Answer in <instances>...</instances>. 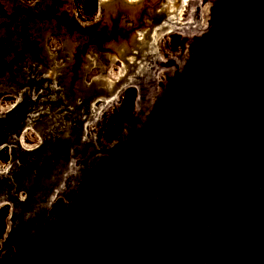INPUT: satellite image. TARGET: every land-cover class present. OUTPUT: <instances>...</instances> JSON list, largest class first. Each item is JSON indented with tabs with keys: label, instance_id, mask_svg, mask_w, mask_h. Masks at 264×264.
Wrapping results in <instances>:
<instances>
[{
	"label": "rangeland",
	"instance_id": "rangeland-1",
	"mask_svg": "<svg viewBox=\"0 0 264 264\" xmlns=\"http://www.w3.org/2000/svg\"><path fill=\"white\" fill-rule=\"evenodd\" d=\"M137 1L133 7H137L135 5L141 0ZM230 2L211 0L208 30L197 32L190 36L192 38H185L176 31L161 39L160 62L155 63L154 70L147 74L150 85L146 94L141 98L139 84L132 81L118 101L108 107L105 116H100L98 132L90 133L98 145L95 157L87 156V159L85 151L79 159L74 158L76 162L72 163L65 185L62 176L69 164L64 161L65 155H61L62 160L56 170L50 168L44 176L43 172L38 170V173L36 167H32L31 175L26 178L34 182V189L28 196L20 193L21 198L30 197L29 207L18 209L12 201L0 205V210L7 211L6 232L0 242V264H30L31 255L38 245H43L46 252L63 254L74 244L80 230L81 210L87 202L91 186L97 179L108 175L122 158L134 155L152 113L172 95L192 56ZM163 3V0H145L139 7L151 16L154 10L161 9ZM203 3L207 4L208 0H203ZM86 6V0H68L65 8L61 7L53 13L54 17L40 20L19 13L21 8L28 6L17 0H0V89L6 88L8 93V96H0V109L13 110L22 93L31 90H34L31 92L32 99H38L45 92L40 98L45 100V105L57 96L64 97L68 80L65 76L69 77V66L74 62L72 57L75 54L82 59L79 64L83 71H87V58L93 56L106 69L104 73L100 71L85 76L82 87H88L94 77L107 72L120 74L121 65H106L111 53L105 45L113 42L114 38L113 31L106 30L105 14L98 9L90 15ZM28 9L33 14L32 8ZM150 16L142 20L149 23ZM139 18H124V28L128 30L126 34L129 35L130 29L136 38L143 33L137 27ZM150 57L147 56L148 59ZM135 71H125L126 77L134 78ZM32 78L36 81L31 82ZM129 90L135 91L132 109L129 108ZM143 98H146L145 101ZM7 111L5 114H8ZM238 115L235 129L230 134L207 151L193 154L180 162L156 218L135 239L133 245L136 248L128 255L127 264H170L182 247L194 244H199L201 253L205 255L202 264L228 263L229 247L235 236L230 237L224 231L227 229L226 213H231V205L227 201L232 189L251 167L254 160L252 152L255 156L264 153V89L250 97ZM71 133L69 131L67 136ZM40 144L38 138L30 143L31 146ZM60 146L64 147V153L72 154L71 143ZM4 148L6 151L0 152V161L3 169L8 171L15 160L12 149ZM59 188H64L65 192H59L49 202L48 196ZM255 250L259 251L260 257L256 264H264V242L256 244Z\"/></svg>",
	"mask_w": 264,
	"mask_h": 264
},
{
	"label": "trees",
	"instance_id": "trees-1",
	"mask_svg": "<svg viewBox=\"0 0 264 264\" xmlns=\"http://www.w3.org/2000/svg\"><path fill=\"white\" fill-rule=\"evenodd\" d=\"M98 2L86 0L88 14L97 12ZM261 89L264 0H231L172 95L152 113L134 155L122 158L91 186L74 244L63 254L38 245L30 264H127L135 239L156 218L180 162L230 134L243 106ZM128 93L132 109L135 91ZM251 157V167L227 201L231 213H226L224 231L235 236L227 264H256L255 246L264 242V153ZM6 218L1 209L0 242ZM204 256L199 244L184 246L170 264H202Z\"/></svg>",
	"mask_w": 264,
	"mask_h": 264
},
{
	"label": "bare ground",
	"instance_id": "bare-ground-1",
	"mask_svg": "<svg viewBox=\"0 0 264 264\" xmlns=\"http://www.w3.org/2000/svg\"><path fill=\"white\" fill-rule=\"evenodd\" d=\"M163 1L161 9L158 11L154 10L151 16L148 11L142 10L140 7H133L128 10L129 19H135L136 16H140L137 21V27L143 33H138V38H136V34H132V30L129 31V35L126 34L128 30L126 31L124 23H122L123 17L118 16L112 19L110 27L106 25V30L109 28L111 32L113 31L114 38L113 42L105 45V48H108L107 50L111 53L106 65H109V67H114L117 64L121 65L122 68L119 75L108 74L107 72L105 75L92 77L89 88L82 87L84 85L82 80H84L85 76L89 77L92 73L100 71L104 73L106 69L104 70L103 63H99L98 59L93 56L90 59L87 58V71H83L79 64L82 59L75 54L72 57L74 62L69 66V77L65 76L68 80L66 81L67 85H65L67 88L65 89L64 97L57 96L56 99L49 100L45 105L43 104L45 100L40 99L45 95V92L41 93L38 99H32L31 92L34 90H31L22 93L18 104H16L17 106L14 108L16 111L13 108V110L0 109V152L6 151L4 146L10 147L13 160H15L14 165L8 168L10 169L8 171L5 168L3 169L0 161V205H4L5 201H12L18 209L22 207L28 208L30 197L27 199L21 198L20 193H26L28 196L30 191L34 189V182L32 183L31 180L27 181L26 178L29 174L31 175L29 172L32 167H36L37 171L43 172L42 176H44L50 168L52 171L56 170V166L61 163V155H65L64 161L69 163L67 170L62 176L65 185V178L67 179L71 174L74 158L79 159L85 151L88 154L86 157H95L98 145L96 146L90 137V133L93 131L98 132L100 116L101 118L105 116V111L108 107L118 101L125 88L132 81L139 84L141 98L143 94H146L150 85L147 74L154 70L155 63L160 62L158 56L161 39L176 31H179L185 38H192L195 33L208 30V14L211 8V0H208L207 4H204L203 0ZM114 2H118L117 7L115 6L116 8L114 9L117 12L118 9L123 10L125 8V6H121L120 2L133 5L138 1L99 0V11L104 12L105 8ZM122 12L120 11L119 14ZM149 16L150 22L145 23L142 19ZM147 56H151L150 59ZM46 58L49 60L48 57ZM128 70H136L134 78L129 79L126 77L125 71ZM30 80L31 82L32 80L33 82L36 81L33 78ZM7 94L6 88L0 89V96H8ZM77 99H79L78 103L76 102ZM70 106L71 108H69ZM7 110L11 112L8 113ZM6 111L8 114H5ZM69 131L73 133L69 134L68 137L67 133ZM59 135L60 137H58ZM37 138L40 139L41 144L31 146L30 143L36 142ZM69 143H71L73 148L72 154L64 153V147L60 146ZM86 160H84V163H86ZM37 177L39 178V174H37ZM2 190H5L4 193H2ZM64 190V188H59L58 191L49 195V202L57 194H63ZM30 219H28L27 223Z\"/></svg>",
	"mask_w": 264,
	"mask_h": 264
},
{
	"label": "flooded vegetation",
	"instance_id": "flooded-vegetation-1",
	"mask_svg": "<svg viewBox=\"0 0 264 264\" xmlns=\"http://www.w3.org/2000/svg\"><path fill=\"white\" fill-rule=\"evenodd\" d=\"M19 3L24 4L28 7H23L19 13L25 14L30 19H47L49 16L54 17L53 14L56 10L66 6L68 0H17ZM27 2V3H26ZM66 3V4H65ZM34 7V11H33ZM32 8L33 14H31ZM65 8V7H64Z\"/></svg>",
	"mask_w": 264,
	"mask_h": 264
},
{
	"label": "water",
	"instance_id": "water-1",
	"mask_svg": "<svg viewBox=\"0 0 264 264\" xmlns=\"http://www.w3.org/2000/svg\"><path fill=\"white\" fill-rule=\"evenodd\" d=\"M144 1L145 0H141V1H139V3L137 4V5H135V6H137V7H139V6H143V3H144ZM117 3L118 2H114V3H111L109 6H107L106 8H105V10H104V14H105V17H106V19L104 20L106 23H107V26H111L112 25V19H114V18H116V17H118V16H120V17H123L122 18V23H124V18H126V17H128L129 16V9H132L133 8V6L132 5H130V4H127V3H122V2H120L121 3V6H125V8L123 9V10H120V9H118L117 10V12H115V8L117 7ZM116 6V7H115ZM120 6V7H121ZM98 9H100V7H99V2H98ZM120 11L122 12L121 14H119L120 13ZM149 13V12H148ZM130 30H132V29H130ZM132 32H133V30H132ZM132 34H134V33H132Z\"/></svg>",
	"mask_w": 264,
	"mask_h": 264
}]
</instances>
